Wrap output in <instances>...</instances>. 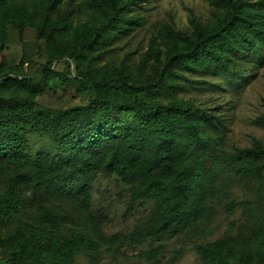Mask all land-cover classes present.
<instances>
[{"label":"trees","instance_id":"obj_1","mask_svg":"<svg viewBox=\"0 0 264 264\" xmlns=\"http://www.w3.org/2000/svg\"><path fill=\"white\" fill-rule=\"evenodd\" d=\"M135 1L88 0L101 18L72 27L73 0L63 8L61 0H45L39 24L21 19L14 22L22 44L26 26L44 42L46 62L42 68L47 74L57 76L53 65L72 60L79 85L93 91L94 96L87 106L71 108L50 119L34 109L31 95H0V170L7 171L14 182L23 179L34 188L67 186L65 191L55 190L79 211L88 209L95 172H112L125 182L148 175L144 186L150 189L155 211L132 235L153 242L182 231L205 213L212 199L226 192L228 180L220 173L225 164H231L235 173L262 175L257 202L264 219V144L254 139L249 146L221 149L218 139L206 132L207 127H217L207 109L189 100L152 98L159 90L173 93L183 87L172 79L179 70L213 65L224 73H236L233 66L237 57L262 56L264 0H212L220 12L213 14L210 23L202 24L190 16L191 31L166 25L159 41L149 40L136 72L125 65L126 57L120 68L92 72L88 67L91 52L135 22L127 13ZM52 13L55 16L50 21ZM5 40L0 23V89L11 83L34 93L41 82L27 77L22 61L15 66L7 64L3 58ZM147 66L149 72L145 73ZM255 121L264 126V114ZM31 133L51 139L59 153L47 149L33 152L28 141ZM16 189L11 183L7 190H0V219L10 201L14 202L9 194ZM39 212L43 222H68L67 213L56 206L41 205ZM76 233L84 243L95 242L89 233ZM252 241L247 249L245 242L209 243L201 256L205 264H241L237 260L246 253L249 264H264V233ZM38 245L24 230L10 239L0 236V247L8 249L9 264H61V257H45ZM157 250L153 248L148 254Z\"/></svg>","mask_w":264,"mask_h":264},{"label":"rangeland","instance_id":"obj_2","mask_svg":"<svg viewBox=\"0 0 264 264\" xmlns=\"http://www.w3.org/2000/svg\"><path fill=\"white\" fill-rule=\"evenodd\" d=\"M68 2L61 0L59 6L63 8ZM72 3L75 9L72 27L101 18V13L92 8L88 0ZM45 7V0H0V23L6 32L3 58L11 66L22 61L21 68L27 77L41 82L32 94L26 88L8 83L0 89V95H31L34 109L54 119L71 108L87 106L94 93L79 85L72 60L54 64L53 70L59 73L55 77L43 70L44 42L35 38L31 26L25 27L24 43L20 42L14 22L21 19L39 24ZM215 12L220 9L212 0H136L127 12L135 22L109 43L93 50L88 67L92 72L107 73L112 68H120L126 57L125 65L136 72L149 40L153 37L159 41V33L166 25L191 31L190 16L207 24L213 20ZM54 16V13L50 15V21ZM233 67L237 72L228 74L213 65L179 70L172 79L183 87L173 93L159 90L152 98L164 102L189 100L207 109L213 114L217 127H207L206 132L218 139L221 149L249 146L254 139L264 144V126L255 121L264 114V54L237 57ZM148 72L147 66L145 73ZM28 141L33 152L47 149L59 153L46 136L31 133ZM223 167L225 171L220 174L227 177L226 192L214 197L209 209L193 224L153 242L132 235L138 226L149 222L155 211L150 189L144 186L148 175L125 182L112 172H95L88 209L79 211L67 196L55 190L65 191L67 186L34 188L23 179L14 182L7 171L0 170V190H7L11 183L17 186L15 192L9 194L14 202L10 201L0 219V236L10 239L17 231L24 230L37 239L45 257H61V264H205L201 256L205 245L245 242L247 249L253 245V238L264 233L262 210L257 202L262 175L235 173L231 164ZM45 204L65 211L67 224L43 222L39 209ZM78 231L91 234L95 242L80 241ZM153 248L159 250L148 254ZM58 252L62 254L57 256ZM7 254L8 249L0 247V264H9ZM237 262L249 264V254L242 253Z\"/></svg>","mask_w":264,"mask_h":264}]
</instances>
